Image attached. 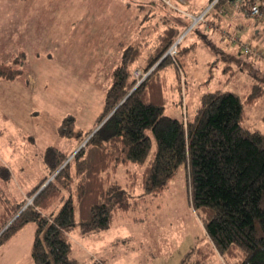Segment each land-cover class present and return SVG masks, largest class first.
<instances>
[{"label":"rangeland","instance_id":"rangeland-1","mask_svg":"<svg viewBox=\"0 0 264 264\" xmlns=\"http://www.w3.org/2000/svg\"><path fill=\"white\" fill-rule=\"evenodd\" d=\"M216 1L0 0V63L23 71L18 79H0V168L10 174L6 181L0 176V264H33V223L1 239L14 208L29 204L27 193L44 178L47 148L68 159L82 146L86 139L80 140L95 129L123 50L142 34L152 41L163 30L161 18L176 27L181 47L195 45L185 57L182 89L176 88L175 68L159 72L164 115L190 117L208 93L247 96L257 90L244 126L264 135V30L233 5L215 12ZM232 37L252 53L243 54ZM16 57L20 64L13 65ZM65 119L73 122L72 132L59 136ZM126 170L117 167L116 179ZM58 206L54 201L50 210ZM74 221L69 238L76 264H235L213 248L190 205L182 166L159 193L143 195L136 188L107 230L82 236L76 211Z\"/></svg>","mask_w":264,"mask_h":264},{"label":"trees","instance_id":"trees-1","mask_svg":"<svg viewBox=\"0 0 264 264\" xmlns=\"http://www.w3.org/2000/svg\"><path fill=\"white\" fill-rule=\"evenodd\" d=\"M230 3L217 0L211 9L219 13ZM234 7L244 13L238 5ZM161 19L163 30L152 41L142 34L143 39L123 50L111 71L110 86L94 122V128L102 123L99 129L67 163V156L47 148L42 155L44 178L27 193L29 204L23 201L14 208L11 218L15 219L1 239L33 223V264H76L69 238L76 225L75 211L80 235L105 231L116 211L127 210L136 188L143 195L159 193L180 166L186 174L190 205L215 251L225 262L230 258L235 264H264V135L244 126L246 107L260 94L257 90L247 96L216 91L203 95L190 117L165 116L159 72L167 66L175 68L176 88L182 89L181 75L188 76L183 72L185 57L195 45L181 47L180 40L175 56L162 58L179 33ZM256 23L264 30L263 23ZM234 38L230 41L239 45ZM12 64H20L17 57ZM22 74L21 69L0 63V79L11 81ZM72 124L65 119L59 136L70 135ZM120 166L127 170L116 179ZM0 176L3 181L10 177L4 166ZM54 201L59 203L56 211L50 210Z\"/></svg>","mask_w":264,"mask_h":264},{"label":"built area","instance_id":"built-area-1","mask_svg":"<svg viewBox=\"0 0 264 264\" xmlns=\"http://www.w3.org/2000/svg\"><path fill=\"white\" fill-rule=\"evenodd\" d=\"M180 3H185L188 2L189 0H179ZM214 2L212 6L215 4ZM231 6H236L238 5L240 9L244 10L245 15L247 17L255 22H261L264 24V0H231ZM221 13H225V8H222L220 10ZM191 17V16H190ZM180 42V40L176 41L168 50L167 55L171 58L175 56V47L176 45ZM233 42H239L241 44L240 48L243 54L248 55L252 53V50L248 45H245L242 43V41H239V37H235L233 39ZM181 84H182V79H181Z\"/></svg>","mask_w":264,"mask_h":264},{"label":"water","instance_id":"water-1","mask_svg":"<svg viewBox=\"0 0 264 264\" xmlns=\"http://www.w3.org/2000/svg\"><path fill=\"white\" fill-rule=\"evenodd\" d=\"M177 41H178V40H177ZM165 56H167V53H166L162 58H164ZM153 68H154V67H153ZM153 68H152V69H153ZM152 69H151V70H152ZM132 90H133V89H132ZM130 92H131V91H130ZM130 92L128 93V95L130 94ZM128 95H127V96H128ZM127 96H126V97H127ZM126 97H125V98H126ZM101 124H102V123H101ZM101 124L98 125V126H97V127H96V128L90 133V135L86 138V140L83 142V144H85V142H86V141H87V140H88V139H89V138H90V137H91V136H92V135H93V134L99 129V127L101 126ZM83 144H82L81 147H83ZM81 147H79L78 149H80ZM78 149H77V150H78ZM70 158H71V157H70ZM70 158H68V159L66 160L65 163H67V162L69 161ZM57 172H58V171H57ZM57 172H56V173H57ZM56 173H54L49 179L46 180V182L40 187V189L37 191V193H39V192H40V191H41V190H42V189H43V188H44V187H45V186L51 181V179L54 177V175H55ZM37 193H36V194H37Z\"/></svg>","mask_w":264,"mask_h":264},{"label":"crops","instance_id":"crops-1","mask_svg":"<svg viewBox=\"0 0 264 264\" xmlns=\"http://www.w3.org/2000/svg\"><path fill=\"white\" fill-rule=\"evenodd\" d=\"M239 14V13H238ZM261 26V25H260Z\"/></svg>","mask_w":264,"mask_h":264}]
</instances>
